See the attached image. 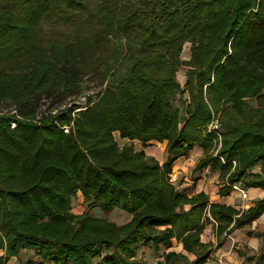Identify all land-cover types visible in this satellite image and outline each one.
<instances>
[{
	"label": "trees",
	"instance_id": "obj_1",
	"mask_svg": "<svg viewBox=\"0 0 264 264\" xmlns=\"http://www.w3.org/2000/svg\"><path fill=\"white\" fill-rule=\"evenodd\" d=\"M93 1L0 0V102L17 107L0 110V264L21 251H35L40 263L142 264L141 247L171 249L173 240L195 260L168 252L158 264H206L214 246L202 242L206 228L220 238L253 226L264 198L239 211L211 204L205 193L189 197L171 175L199 147L195 171L221 170L220 196L238 182L264 191V0H144L142 7L111 0L92 9ZM48 22L72 29L78 41L47 37ZM121 33L142 47L117 86L84 109L41 116L31 109L44 96L74 93L85 70L98 74L105 58L89 55ZM188 42L191 59L183 61ZM182 66L190 69L183 88ZM175 91L189 95L185 118L172 103ZM213 113L225 127L218 155L226 163L205 132ZM115 133L145 148L166 142V161L120 146ZM78 193L94 201L81 215L72 212ZM96 207L132 219L118 225L94 217ZM245 260L264 264V246Z\"/></svg>",
	"mask_w": 264,
	"mask_h": 264
},
{
	"label": "rangeland",
	"instance_id": "obj_2",
	"mask_svg": "<svg viewBox=\"0 0 264 264\" xmlns=\"http://www.w3.org/2000/svg\"><path fill=\"white\" fill-rule=\"evenodd\" d=\"M111 0H94L91 4L92 9H98L102 4L105 2H109ZM144 0H121L120 5L123 4H131L137 7H142L144 5ZM44 30L46 32V36L49 38H57L60 41L66 40L69 43L77 42L76 36L77 33H75L72 29L60 25L56 22H48L44 25ZM142 45L138 42H136L133 38V36H128L123 33L120 34L118 38H110L107 41L103 43V48L97 50V52H93L89 55L90 60H97L99 57H104L105 62L103 61L100 66L97 68L98 74L95 73V71H91L90 69H87L83 72L82 75V81L78 85V87L75 89L74 93L69 95L65 99H55V98H48L46 96L42 97L39 103H35L32 105L31 109H34L35 113L38 116L48 114L50 112L56 113L59 110H62L66 107H72L73 105H77L80 107V109H84L86 107V103L88 100L92 99L93 101L96 100V95L103 91L107 86H117L124 78H126L130 71L132 66L134 65L137 57L138 52L141 49ZM181 59L183 61H189L191 59V42H188L185 44L183 52L181 54ZM190 69L186 66H182L179 71L177 72V82L181 85L183 88L186 84L187 80V73ZM172 103L175 107L179 108L181 111V116L183 118L186 117V102L189 101V95L185 94L183 97L180 96L179 91L173 92L172 96ZM250 105L253 107L256 106V101L252 100L250 101ZM78 109L77 111H79ZM0 110L4 111H16L17 107L14 105H11L9 102H0ZM212 119H214V116L218 120V122L221 124L222 128V134L225 132V127L222 124L220 115L212 114ZM115 138L120 146L129 145L132 144L135 150L142 149V146L140 143H127L123 139L120 138V134L115 133ZM157 146V145H155ZM161 148L160 146H157ZM149 150L151 152L155 153V155L159 158H161V151H159L158 148L151 147ZM214 154V150H213ZM156 158V157H155ZM165 158L167 159V153L165 151ZM190 159V157L188 156ZM157 159V158H156ZM159 160V159H157ZM212 169V168H211ZM234 169V168H233ZM204 171H194V166L192 167V174L193 176H198L199 174H202ZM210 173L213 175L217 172L211 171ZM213 181L210 180V184H212ZM244 185V183H243ZM249 191V190H248ZM238 194L233 195L232 202L239 206L240 210H246L248 209L249 202L242 201ZM252 196V195H251ZM231 199V198H230ZM91 201H86L85 198L81 193H78L77 197L73 199L72 201V212L76 215H81L84 213L88 206L90 205ZM253 203V202H252ZM91 214L94 217L106 219L110 222H114L118 225H124L131 221V216L126 213L125 211H122L121 209L115 208L110 211H105L102 208L96 207L92 209ZM262 225L264 227V218L261 220ZM260 222V221H259ZM257 221V223H254L251 227H246L243 231L244 234L249 236V234L252 235V237H260V241L262 240V246H264V240L263 237H261L259 234H261L263 228L261 224ZM251 237V236H250ZM217 236H212L213 244H218ZM204 240V239H203ZM206 240V239H205ZM224 240L231 241L230 237H225ZM238 246V245H237ZM176 248V246L174 247ZM173 248V249H174ZM166 250L165 248H162L161 250H157L152 246L148 247H142L138 251L137 259L142 264H158L160 262H164L163 258L166 254L165 252L173 251ZM236 251H240L243 253L246 257H252L256 256L259 253L258 251L248 247V245L243 244L240 246V249L234 248ZM166 250V251H165ZM212 252H214V249H211ZM214 258H219L216 255V252L213 253ZM222 257V253L220 254ZM213 259V258H212ZM224 260V259H223ZM42 260H40L36 254L35 251H21L20 256L17 259H13V263L9 262V264H51V263H40ZM99 259H96L95 262L98 264ZM247 264H251L252 262L245 261ZM185 264V263H183Z\"/></svg>",
	"mask_w": 264,
	"mask_h": 264
},
{
	"label": "crops",
	"instance_id": "obj_3",
	"mask_svg": "<svg viewBox=\"0 0 264 264\" xmlns=\"http://www.w3.org/2000/svg\"><path fill=\"white\" fill-rule=\"evenodd\" d=\"M123 140L126 141L127 143L129 142L130 143H140L143 146V144L140 141H130L129 139H123ZM150 144L152 145L148 146L147 148L142 147V149L140 148L139 150H136V151L145 150L148 155L159 159L158 161L160 162V164L164 163L166 161V158H165L166 142L162 144L158 142H151ZM129 145H132V144H129ZM155 145L160 146L161 148ZM151 147L158 148L159 151H161V154H162L161 158L160 157L158 158L155 155V153L149 150ZM189 157L190 159L188 157H184V158L177 160L173 166V174L171 175V181L177 190L187 194L189 197L195 196L200 193H205L209 197V201L211 204L231 206L239 211H245V210H240L239 206L232 202L233 195L235 193H231L230 196L228 197L220 196L219 190L221 187L225 185V181H221L220 179L221 170L217 171L209 167V168L203 169L204 172L202 174H199L198 176H193L192 167L194 166V171H195V167L198 164V162L204 158V152L201 148L196 147L193 151L190 152ZM210 170L215 171L217 173L212 175L210 173ZM210 180L213 181L212 184H210ZM248 190H249L248 191L249 200H247L246 202L250 201V204L248 205V207L250 208L255 201L261 200L264 198V191L259 188H252ZM185 209L188 210L189 206H186ZM263 218H264V215L261 216L257 220L258 222L260 221L259 223H261V224H257V227H259L258 225H261L263 227L262 221H261ZM257 221L255 223H257ZM244 229L235 230L230 234L228 233L224 234L222 237L216 239L218 241V244H214L213 249H214V252H216L217 257H220V259L219 258L215 259L214 258L215 256H213L214 252H212L211 257L206 264H247L245 262L246 256L240 251H236L234 248L236 247V249H240V246H242L243 244H246L248 245V247L254 249L255 251L256 250L258 251L260 248H262L261 247L262 240L260 241L259 239L260 237L247 236L246 234L243 233ZM212 236L215 237L216 234L213 229V225H209L202 235V242L204 244L214 243L212 240ZM226 236L230 237L231 241L228 242V240L227 241L224 240ZM172 244L173 246L171 249H173L175 246L176 248H174L173 251H169V252H176L177 254H183L184 256L188 258L189 262H193L195 260L196 256L185 252L182 244L178 243L176 240H173ZM162 248L164 247L161 246L160 250ZM171 249H166V250H171ZM165 253H168V252H165ZM221 253L223 255L222 257L220 256ZM251 264H254V263L252 262Z\"/></svg>",
	"mask_w": 264,
	"mask_h": 264
},
{
	"label": "built area",
	"instance_id": "obj_4",
	"mask_svg": "<svg viewBox=\"0 0 264 264\" xmlns=\"http://www.w3.org/2000/svg\"><path fill=\"white\" fill-rule=\"evenodd\" d=\"M221 127H222L221 124L214 116V119H212L211 122L208 124V126L205 128V132L213 136L214 155L218 157L223 163H226L224 159L218 155L219 151L222 148V141H223ZM231 163L233 164L234 168L237 166L236 161H232ZM231 189H232V193L238 194V196L242 201L249 200L248 189L245 185H243V183L241 182L234 183L231 185Z\"/></svg>",
	"mask_w": 264,
	"mask_h": 264
}]
</instances>
